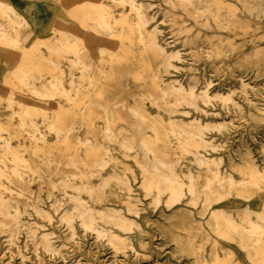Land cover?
<instances>
[{
  "label": "rangeland",
  "instance_id": "374dc122",
  "mask_svg": "<svg viewBox=\"0 0 264 264\" xmlns=\"http://www.w3.org/2000/svg\"><path fill=\"white\" fill-rule=\"evenodd\" d=\"M38 1L11 2L27 24L0 45V264H253L252 240L211 214L264 219V181L246 175L264 170V0ZM93 4L112 30L87 21L82 69L46 31L80 34L74 6ZM169 178L185 183L173 205Z\"/></svg>",
  "mask_w": 264,
  "mask_h": 264
},
{
  "label": "bare ground",
  "instance_id": "6f19581e",
  "mask_svg": "<svg viewBox=\"0 0 264 264\" xmlns=\"http://www.w3.org/2000/svg\"><path fill=\"white\" fill-rule=\"evenodd\" d=\"M12 1H17V0H0V14L2 15V17H7L8 21L6 23V28H0V45L3 46L1 48L3 49H10V50H15L17 48H19V39H18V33H19V29L20 27L23 25V24H27L23 19L20 18V16L17 14V12L14 10V6L13 4H11ZM19 3H24L26 5H36L39 3L38 0H18ZM74 2V4L76 3V0H71V2ZM121 2H125L127 0H119ZM129 3V7L133 8V9H138V7L135 5L134 1L133 0H128L127 1ZM181 2V1H180ZM49 3V2H47ZM187 3V2H186ZM201 3V2H200ZM206 6V5H205ZM191 7V6H190ZM74 8H77V9H80L82 10L81 11V20L80 21V24H79V29L80 30V34L79 33H76L74 32L75 30H71V28L69 29L67 26H63L60 24V22L58 21V19L56 18H53L52 21L49 22L48 24V30L46 32H51L50 33V37L51 38H55V34L58 33V40L60 39V41L58 42H55V43H50L48 44V47L49 49L52 51V53H55L56 52H62V53H71L72 56H73V59L71 60V65L73 66H77L79 65L82 69H84L86 67V63L83 61V53L84 51L85 52H88L89 51V46L87 45L88 42L86 41V35H93V32L92 31H89L88 29V24H87V21H91L94 23L95 27H99L100 29H102L103 31H111L112 30V24L107 20L108 16H109V12L101 7L100 5H96V4H93V5H90V6H81V5H75ZM197 8V7H196ZM199 9V8H198ZM197 9V10H198ZM205 9V8H204ZM139 10V9H138ZM203 10V9H201ZM129 11V10H128ZM196 11V10H195ZM216 11V10H215ZM134 13V12H132ZM129 14V13H128ZM140 14V12H138V15ZM197 14V13H196ZM195 15V13H194ZM205 15V14H203ZM198 16V14H197ZM228 16V15H227ZM55 17V16H54ZM139 16H137L138 18ZM197 18V17H196ZM202 18V17H201ZM138 20V19H137ZM140 17H139V24H140ZM215 20V19H214ZM197 21V20H196ZM161 22V21H160ZM164 22V21H163ZM165 23V22H164ZM206 28V27H205ZM77 30V31H78ZM11 32V33H9ZM88 33V34H87ZM85 35V36H84ZM180 36V35H179ZM198 37V36H197ZM70 38L71 42L68 41ZM139 41H142L141 37L139 38ZM183 43V42H182ZM198 43V42H197ZM154 45V44H153ZM203 46V45H202ZM38 47L37 44L33 45L31 48H30V51H25L24 52V55L25 56H30L32 52H34V50H36ZM199 47V46H198ZM201 48V47H199ZM205 48V47H204ZM212 48V47H211ZM113 50V49H111ZM179 50V49H178ZM192 50V49H191ZM206 50V49H205ZM80 51H82L80 53ZM190 52V51H188ZM232 53V52H231ZM255 54V53H254ZM206 56V55H205ZM256 56V55H255ZM49 62H50V67L53 69V70H57L59 69V66L56 62H54L52 59H49ZM245 62V61H244ZM37 63V62H36ZM236 66V65H235ZM218 68V67H217ZM208 69V68H207ZM221 69V68H220ZM22 72V71H20ZM80 73V72H79ZM241 78V76H240ZM240 80V79H239ZM57 79L55 81H53L55 84L57 83L56 82ZM239 83V82H238ZM49 84V83H48ZM188 84V83H187ZM189 85V84H188ZM247 85V84H246ZM192 86V85H191ZM239 86V85H238ZM245 86V85H244ZM246 87V86H245ZM252 87V86H251ZM191 88V87H190ZM189 88V89H190ZM244 88V87H242ZM254 88V87H253ZM196 89V88H195ZM235 89V88H234ZM245 89V88H244ZM252 89V88H251ZM255 89V88H254ZM241 90V89H240ZM259 90V89H257ZM231 92V91H230ZM233 92V91H232ZM231 92V93H232ZM240 92V91H239ZM243 92V91H241ZM245 93H246V90H245ZM193 94V92H192ZM222 94V93H221ZM247 94V93H246ZM203 96L207 97V94L206 92L203 91L202 93ZM217 96V95H216ZM246 97V96H245ZM217 98V97H216ZM242 98V97H241ZM247 99V98H246ZM220 100V99H219ZM251 100V99H250ZM201 101V100H200ZM225 102V100H224ZM256 102V101H255ZM222 103V101H221ZM227 102H225L226 104ZM254 103V102H252ZM248 104V103H247ZM255 104V103H254ZM55 105V103H54ZM249 105V104H248ZM233 106V105H231ZM241 106V105H240ZM250 106V105H249ZM56 107V106H55ZM236 107V106H235ZM241 108V107H240ZM239 109V108H238ZM242 109V108H241ZM256 109V108H255ZM258 109V108H257ZM256 109V110H257ZM259 110V109H258ZM242 111V110H241ZM263 112V111H262ZM168 115V114H167ZM219 125V124H218ZM78 127V126H76ZM210 127V126H209ZM38 130V129H37ZM104 130V129H103ZM32 131V130H31ZM42 131V130H41ZM48 132V131H47ZM172 134V133H171ZM27 135V134H26ZM39 136V135H38ZM44 136V135H43ZM197 137V136H196ZM41 138V137H40ZM44 138V137H43ZM148 138V136H147ZM9 139V138H8ZM149 139V138H148ZM78 140V139H77ZM122 140V139H121ZM241 140V139H240ZM2 141V140H1ZM80 142V141H79ZM5 143V142H4ZM143 145L150 149L152 148L153 146V142L151 141H148V140H143L142 141ZM242 143V142H240ZM84 144V143H83ZM243 144V143H242ZM140 145L142 146V144L140 143ZM241 145V144H240ZM238 146V145H237ZM131 148V147H130ZM242 148H245V146ZM246 149V148H245ZM249 149V148H248ZM263 149V148H261ZM80 150V149H79ZM130 150V149H129ZM264 150V149H263ZM79 153V152H78ZM244 153V152H243ZM262 153V151H261ZM238 155V154H237ZM252 155V154H251ZM250 155V156H251ZM262 155V154H261ZM107 158V157H106ZM238 159V158H237ZM198 160V159H197ZM13 162H15V166L17 165V162L19 161V158L17 156H14L13 159H12ZM233 161V160H232ZM241 161V159H240ZM246 161V160H245ZM255 162V160H253ZM263 161V160H262ZM196 163V162H195ZM98 164V163H97ZM253 164V162H252ZM161 165V164H160ZM202 165V164H201ZM254 165V164H253ZM168 166V165H167ZM255 166V165H254ZM258 166V165H257ZM256 166V167H257ZM164 167V166H163ZM99 168V167H98ZM200 168V167H199ZM207 168V167H206ZM237 168V167H236ZM255 168V167H254ZM24 169V168H23ZM102 169V168H101ZM140 169V168H139ZM238 170V168H237ZM18 171V170H17ZM263 173L261 172H258L257 170L254 171V170H249L247 172V180L249 183H252V184H255L257 183V181L259 179L263 180L264 181V170L262 169ZM235 172V170H234ZM24 173V172H23ZM220 173V172H219ZM164 174V173H163ZM179 174V173H178ZM189 174V173H188ZM217 174V173H216ZM182 175V174H181ZM190 175V174H189ZM199 175V174H198ZM192 176V175H191ZM216 176V175H215ZM219 176V175H217ZM217 176L214 178L216 180ZM187 177V175H186ZM185 177V179H186ZM229 177V176H228ZM18 178V177H17ZM173 178V177H172ZM230 178V177H229ZM5 179V178H4ZM16 179V178H15ZM164 179V178H163ZM166 179V178H165ZM168 179V178H167ZM170 179V178H169ZM184 179V178H183ZM224 179V178H223ZM232 179V178H231ZM231 179H227L228 180V184L231 185L233 183V181ZM162 180V179H161ZM181 180V179H180ZM188 180V179H187ZM190 180V178H189ZM193 180V179H191ZM197 180V179H196ZM163 181H166V180H162ZM8 182V181H7ZM167 182V181H166ZM183 182V181H182ZM209 183L211 182L210 180L208 181ZM241 182V181H240ZM164 183V182H163ZM190 183V181H189ZM207 183V184H209ZM212 183V182H211ZM223 183V182H222ZM9 184V183H8ZM167 184V183H166ZM185 185V183H183ZM183 184L182 183H178V182H174V179H170L168 180V191H169V194H170V197H169V201L171 203V205H173L175 202H179V199L180 197L182 196L183 194ZM195 184V183H194ZM190 185V184H189ZM205 185H206V182H205ZM121 186V185H120ZM165 186V185H164ZM188 186V185H187ZM196 186V185H195ZM106 187V186H105ZM124 187V186H122ZM85 188V186H84ZM207 188V187H206ZM209 188V186H208ZM88 190V189H86ZM201 190V189H200ZM104 191V189H103ZM122 191V190H121ZM191 194L193 193L192 191V186L190 185L188 187V190ZM146 192V190L144 191ZM149 192V191H148ZM158 192V191H157ZM211 192V191H210ZM237 192V191H236ZM235 192V193H236ZM18 194V193H17ZM190 194V195H191ZM157 193H156V197H157ZM238 195V194H237ZM4 196V195H3ZM6 196V195H5ZM29 196V195H28ZM32 196V195H31ZM184 196V194H183ZM223 196V195H221ZM243 196V195H242ZM73 197V196H72ZM224 197V196H223ZM222 197V199H223ZM240 197V196H239ZM4 198V197H3ZM30 198V197H29ZM158 198V197H157ZM221 198V197H220ZM230 198V197H229ZM243 198V197H242ZM31 199V198H30ZM156 199V198H155ZM204 199V198H203ZM209 199V198H208ZM248 199V198H247ZM29 200V199H28ZM207 200V199H206ZM216 200V199H215ZM218 200H219V197H218ZM224 200V199H223ZM243 200V199H242ZM74 201V200H73ZM155 201V200H154ZM159 201V198L156 200V202ZM191 201V200H190ZM189 201V202H190ZM199 201V200H198ZM222 201V200H221ZM31 202V201H30ZM75 202V201H74ZM160 202V201H159ZM195 202V201H194ZM207 202V201H206ZM224 202V201H223ZM261 202V201H260ZM169 203V202H168ZM213 203V202H212ZM262 203V202H261ZM32 204V203H31ZM166 204V203H165ZM164 204V205H165ZM197 204V202H196ZM221 204V203H220ZM256 203H254L255 205ZM75 205V204H74ZM81 205V204H79ZM168 205V204H167ZM191 205V204H190ZM198 205V204H197ZM126 206V205H125ZM170 206V205H169ZM194 206V205H192ZM127 207V206H126ZM201 207V206H200ZM157 208V207H156ZM222 208V207H221ZM261 209V208H260ZM14 210V209H13ZM156 210V209H155ZM202 210V209H201ZM221 210V209H220ZM19 211V209L17 210ZM85 211V210H84ZM88 211V210H87ZM180 211V210H179ZM245 211V209H244ZM252 211V210H251ZM262 211V210H261ZM83 212V211H82ZM119 212V211H118ZM201 212H205V211H201ZM212 212V211H211ZM18 213V212H17ZM37 213V212H36ZM127 213V212H126ZM182 213V212H180ZM200 213V212H199ZM241 213V212H240ZM239 213V214H240ZM252 213V212H251ZM20 214V212H19ZM84 214V213H83ZM82 214V215H83ZM98 214V213H97ZM96 214V215H97ZM166 214V213H165ZM202 214V213H201ZM200 214V215H201ZM206 214V213H205ZM211 214V213H210ZM238 214V213H237ZM235 214V215H237ZM238 214V215H239ZM249 214V213H248ZM246 214V215H248ZM256 214V213H255ZM17 215V214H16ZM15 215V216H16ZM78 215V214H77ZM81 215V214H80ZM138 215V214H137ZM203 215V214H202ZM201 215V216H202ZM212 218H213V221L216 223V225L219 224V220L222 221V224L224 225V230L225 231L224 233L228 234L229 232L231 233H242L243 235H245L249 240H252L251 244H247L245 247L246 250L247 249H251L253 250V254L251 256H249L250 259H252V257L254 256L255 257V260L253 259L251 262H253V264H264V245H262V239H261V234L264 233V219L263 218H260L261 219V224H255L254 222L246 219L245 217H241L242 218V222L243 224H235L236 222L232 220V218H227L225 217L221 211H213L212 212ZM227 215V214H226ZM229 215H231L229 213ZM255 216V215H254ZM115 217V216H114ZM172 217V216H171ZM249 217V216H248ZM258 217V215H257ZM78 218V217H77ZM202 218V217H201ZM210 218V216H209ZM239 218H240V215H239ZM14 219V218H13ZM121 219V218H120ZM259 219V220H260ZM208 220V219H207ZM240 220V219H239ZM257 220V219H256ZM121 221V220H119ZM124 221V220H123ZM121 221V222H123ZM126 222V221H125ZM129 222V221H128ZM197 222V221H195ZM207 222V221H206ZM209 222V221H208ZM22 223V222H21ZM132 223V222H131ZM182 223V222H181ZM213 223V222H212ZM257 223V222H256ZM214 224V223H213ZM222 224L220 226H222ZM201 225V224H200ZM206 225V224H205ZM18 226V225H16ZM116 226H118L116 224ZM115 227V226H114ZM122 227V226H121ZM211 227V226H210ZM209 227V228H210ZM217 227V226H216ZM215 227V228H216ZM118 228V227H117ZM200 228V227H199ZM218 228V227H217ZM17 229V228H16ZM120 229V228H119ZM181 229V228H180ZM189 229V228H188ZM185 230V229H184ZM198 230V229H197ZM123 231V230H122ZM121 231V232H122ZM183 231V230H182ZM187 231V230H186ZM200 231V230H199ZM220 231V230H219ZM128 232V231H127ZM184 232V231H183ZM198 232V231H197ZM211 232V231H210ZM216 232V230H215ZM187 233V232H186ZM191 233V232H190ZM189 234V233H188ZM97 235V233H96ZM219 235V234H218ZM221 235V233H220ZM219 235V236H220ZM256 235L257 238L256 239H252L253 236ZM73 236V235H71ZM195 236V235H194ZM198 236V235H197ZM222 236V235H221ZM48 237V236H46ZM50 237V236H49ZM103 238V237H102ZM73 240V239H72ZM206 240V239H205ZM95 241V240H94ZM109 241V240H108ZM106 242V241H105ZM205 242V241H204ZM39 243V242H38ZM95 244H97L96 242H94ZM111 242H109V245ZM209 243V242H208ZM229 243V242H228ZM232 243V242H231ZM75 244V243H74ZM177 243H175L176 245ZM216 244V243H215ZM77 245V244H76ZM101 245V244H100ZM191 245V244H190ZM198 245V244H197ZM217 246V245H216ZM98 247V246H97ZM112 247V246H111ZM179 247V246H178ZM205 247V246H204ZM17 248V247H16ZM114 248V247H113ZM126 249V248H125ZM198 249V247L196 248ZM217 249V248H216ZM215 249V250H216ZM237 249V248H236ZM88 251V250H87ZM120 251V250H118ZM199 251V249H198ZM203 251V250H202ZM223 251V249L221 250ZM245 251V250H244ZM189 252H192V251H189ZM233 252V251H232ZM194 253V252H193ZM204 253V252H203ZM202 253V254H203ZM217 253V252H215ZM224 253H225V250H224ZM234 253V252H233ZM115 254V253H114ZM127 254V253H126ZM178 254V253H177ZM223 254V253H222ZM122 255V254H121ZM136 255V253H135ZM176 255V254H174ZM180 255V254H179ZM209 255V253H208ZM225 255L228 256L227 254H224V258H225ZM237 255V254H236ZM19 256V255H18ZM115 256V255H113ZM189 256V254H188ZM192 256V255H191ZM195 256V255H194ZM204 256V254H203ZM213 256V255H212ZM211 256V257H212ZM216 256V254H215ZM223 256V255H222ZM11 257V256H10ZM37 257V256H36ZM63 258V257H62ZM100 258V257H99ZM116 258V256H115ZM121 258V257H120ZM179 258V257H178ZM195 258V257H194ZM202 258V257H201ZM219 257H215V261L213 259V262L214 264H224L223 261H220L218 260ZM22 259V258H21ZM181 259V258H180ZM199 259V258H198ZM211 259V258H210ZM226 259V258H225ZM65 260V259H64ZM200 260V259H199ZM249 260V259H248ZM8 261V260H7ZM195 261V260H194ZM244 261V260H243ZM246 261V260H245ZM10 262V260H9ZM45 262V261H44ZM49 262V261H48ZM57 262V261H56ZM43 263V262H42ZM104 263V262H102ZM162 263V262H161ZM206 263V262H205ZM9 264V263H8ZM116 264H119V263H116ZM195 264V263H194ZM213 264V263H212ZM248 264V263H247Z\"/></svg>",
  "mask_w": 264,
  "mask_h": 264
}]
</instances>
